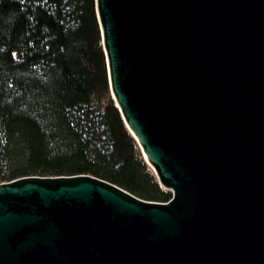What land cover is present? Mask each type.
I'll list each match as a JSON object with an SVG mask.
<instances>
[{"label":"water","instance_id":"obj_1","mask_svg":"<svg viewBox=\"0 0 264 264\" xmlns=\"http://www.w3.org/2000/svg\"><path fill=\"white\" fill-rule=\"evenodd\" d=\"M113 97L172 192L0 183V264H264V0H96Z\"/></svg>","mask_w":264,"mask_h":264},{"label":"trees","instance_id":"obj_2","mask_svg":"<svg viewBox=\"0 0 264 264\" xmlns=\"http://www.w3.org/2000/svg\"><path fill=\"white\" fill-rule=\"evenodd\" d=\"M78 174L172 198L113 97L96 0H0V183Z\"/></svg>","mask_w":264,"mask_h":264},{"label":"rangeland","instance_id":"obj_3","mask_svg":"<svg viewBox=\"0 0 264 264\" xmlns=\"http://www.w3.org/2000/svg\"><path fill=\"white\" fill-rule=\"evenodd\" d=\"M141 152H142V155H143V157L145 158V156H144V154H143V151H142V149H141ZM151 168H152V166H151ZM153 169V168H152ZM153 171L155 172V170L153 169ZM156 174V173H155Z\"/></svg>","mask_w":264,"mask_h":264}]
</instances>
